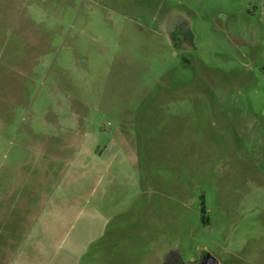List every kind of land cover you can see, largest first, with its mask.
I'll return each instance as SVG.
<instances>
[{"label":"rangeland","instance_id":"rangeland-1","mask_svg":"<svg viewBox=\"0 0 264 264\" xmlns=\"http://www.w3.org/2000/svg\"><path fill=\"white\" fill-rule=\"evenodd\" d=\"M80 150L84 264H264V0H0L5 166L54 194Z\"/></svg>","mask_w":264,"mask_h":264},{"label":"crops","instance_id":"crops-1","mask_svg":"<svg viewBox=\"0 0 264 264\" xmlns=\"http://www.w3.org/2000/svg\"><path fill=\"white\" fill-rule=\"evenodd\" d=\"M113 148L111 140L107 146L108 153L119 151ZM88 151L91 152L92 161H84L89 156L81 160L80 155L85 151L80 150L67 163L54 194L53 187L47 181L51 179V173H47L45 168L41 170L45 181L26 183L24 167L15 162L5 166L4 151H0V264H84L83 258L93 242L106 235L108 218L94 204L93 212L87 213L98 223V228L93 233L89 231L85 239H78L80 234L77 231L78 240L67 241L70 214L74 210L71 206H76V211L82 213L84 208L78 207L79 200L81 203V198L90 199L85 194L73 193L69 197L67 193L74 187L78 191L83 187V182L92 176L113 175L112 160L108 162L103 155ZM77 163H82V168L75 169ZM73 175L82 179L71 181ZM37 198H40V203ZM79 212L72 217L78 218ZM103 253L104 246L98 251V254ZM112 253L116 251L112 250ZM124 258L127 260L126 254Z\"/></svg>","mask_w":264,"mask_h":264},{"label":"water","instance_id":"water-1","mask_svg":"<svg viewBox=\"0 0 264 264\" xmlns=\"http://www.w3.org/2000/svg\"><path fill=\"white\" fill-rule=\"evenodd\" d=\"M207 259L206 260H204L203 262H202V264H223V263H221L219 260H217L216 258H214V257H212V256H207L206 257Z\"/></svg>","mask_w":264,"mask_h":264},{"label":"flooded vegetation","instance_id":"flooded-vegetation-1","mask_svg":"<svg viewBox=\"0 0 264 264\" xmlns=\"http://www.w3.org/2000/svg\"><path fill=\"white\" fill-rule=\"evenodd\" d=\"M206 257L202 258L201 260L190 263V264H202V262L207 259ZM165 264H183V263H179V262L173 263L172 258L169 259L168 257Z\"/></svg>","mask_w":264,"mask_h":264}]
</instances>
